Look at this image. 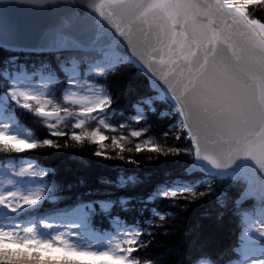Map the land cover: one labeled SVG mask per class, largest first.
Instances as JSON below:
<instances>
[{
    "label": "trees",
    "instance_id": "1",
    "mask_svg": "<svg viewBox=\"0 0 264 264\" xmlns=\"http://www.w3.org/2000/svg\"><path fill=\"white\" fill-rule=\"evenodd\" d=\"M245 16L264 34V0L241 5ZM115 58L110 67L98 65ZM77 62L103 86L109 128L88 121L58 133L41 123L38 108L5 102L15 75L52 79L47 98L61 97L68 86L67 67ZM23 126L20 140H0V159L33 161L37 196L19 214L41 224L45 211L80 221L78 229L94 235L116 232L119 223L139 225L126 246L100 258L50 249L38 239L0 238V264H232L239 257L245 216L264 203L242 199L248 181L237 174L189 171L196 161L193 141L173 99L155 91L149 79L116 50L28 52L0 47V101ZM103 108V106H101ZM43 121V120H42ZM54 124V123H52ZM64 126V125H63ZM180 188L158 194L162 188ZM264 252V240H259ZM91 259V260H88Z\"/></svg>",
    "mask_w": 264,
    "mask_h": 264
},
{
    "label": "water",
    "instance_id": "2",
    "mask_svg": "<svg viewBox=\"0 0 264 264\" xmlns=\"http://www.w3.org/2000/svg\"><path fill=\"white\" fill-rule=\"evenodd\" d=\"M0 47L130 57L176 102L190 170L242 175L264 203V37L226 0H0Z\"/></svg>",
    "mask_w": 264,
    "mask_h": 264
},
{
    "label": "rangeland",
    "instance_id": "3",
    "mask_svg": "<svg viewBox=\"0 0 264 264\" xmlns=\"http://www.w3.org/2000/svg\"><path fill=\"white\" fill-rule=\"evenodd\" d=\"M246 1L248 0H226L228 5L234 6L240 12L243 11L241 5ZM251 23L264 37L261 30L253 22ZM262 29L264 31V27ZM107 59L98 64L101 69L103 66L110 67L117 63L115 58ZM98 65L94 64L92 68L84 71L76 61L73 62L66 69L68 86L62 91L61 97L50 99L47 98V93L50 89L51 78L15 75L11 80L12 87L3 99L5 102L13 103L14 106L24 107L27 111L32 105H36L41 123L50 127L49 131L53 133L64 130L68 123L77 129L88 121L93 122L94 128H109L110 126L106 125L110 114L106 111L109 105V102L105 100L106 93L103 86L89 75L93 72L100 73L101 69ZM5 111L1 100L0 140L4 142L20 140L23 132L27 133V131L21 125L11 124L10 118L14 114ZM46 111L60 113V115L54 120H49L43 116ZM41 171V168L30 160L0 159V238L3 241L28 242L38 239L50 249L68 247L74 253L88 257L100 258L111 254L117 257L119 249L123 245L125 247L134 234L140 231L139 225H126L121 222L117 225L115 233L101 236L90 234L77 228L80 221L76 216L67 218L59 213L56 214L57 210L45 211L46 215L41 217V224L33 223L31 215L19 213L38 197L35 190L39 186V181L36 177ZM189 171L195 170L189 169ZM178 189L180 188H162L158 194L174 193ZM256 208L258 213L255 216L251 214L245 216L246 225L241 236V251L232 264H264V252L258 245L259 240H264V208L261 206Z\"/></svg>",
    "mask_w": 264,
    "mask_h": 264
},
{
    "label": "bare ground",
    "instance_id": "4",
    "mask_svg": "<svg viewBox=\"0 0 264 264\" xmlns=\"http://www.w3.org/2000/svg\"><path fill=\"white\" fill-rule=\"evenodd\" d=\"M263 203V202H262Z\"/></svg>",
    "mask_w": 264,
    "mask_h": 264
}]
</instances>
